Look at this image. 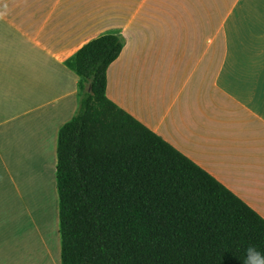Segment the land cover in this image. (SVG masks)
I'll use <instances>...</instances> for the list:
<instances>
[{
    "label": "crops",
    "instance_id": "0c3cea01",
    "mask_svg": "<svg viewBox=\"0 0 264 264\" xmlns=\"http://www.w3.org/2000/svg\"><path fill=\"white\" fill-rule=\"evenodd\" d=\"M105 33L123 39L106 96L264 218V0H0V240L26 233L25 264L46 263L51 186L59 235L57 135L79 81L65 60ZM39 170L37 198L22 177Z\"/></svg>",
    "mask_w": 264,
    "mask_h": 264
},
{
    "label": "trees",
    "instance_id": "16d2710c",
    "mask_svg": "<svg viewBox=\"0 0 264 264\" xmlns=\"http://www.w3.org/2000/svg\"><path fill=\"white\" fill-rule=\"evenodd\" d=\"M119 34L83 44L75 114L57 135L60 264H242L264 218L105 94Z\"/></svg>",
    "mask_w": 264,
    "mask_h": 264
},
{
    "label": "rangeland",
    "instance_id": "374dc122",
    "mask_svg": "<svg viewBox=\"0 0 264 264\" xmlns=\"http://www.w3.org/2000/svg\"><path fill=\"white\" fill-rule=\"evenodd\" d=\"M19 171L20 170H17L18 181L19 177H21ZM42 172L43 171L39 170L37 171V173H33L32 175L29 173H23V175L26 177H22V180L26 184H31V191L33 197L37 196V198H39V194H37V191L41 188V185L45 186L46 184L45 175L42 174ZM40 179H42V181H40ZM55 199L56 197L52 191L51 186L50 196L47 200L48 228L46 232H44L43 230L44 236H46V242H44L45 244L43 247L46 256V263L44 262L43 264H60V254L58 253V245L60 246V240L56 229ZM1 235H4V233ZM9 235V242H3V239L0 240V258H3L5 262L9 261L8 264H25V258L27 257V252L29 251V248L31 246V243H29V239L27 238V234L25 233L24 236L21 233V230H15L14 225L10 229ZM32 248V251H34V253L40 252V254H42L43 256L44 253L42 252V248L39 247L38 242H34ZM32 256L34 257V255Z\"/></svg>",
    "mask_w": 264,
    "mask_h": 264
},
{
    "label": "clouds",
    "instance_id": "9594fccd",
    "mask_svg": "<svg viewBox=\"0 0 264 264\" xmlns=\"http://www.w3.org/2000/svg\"><path fill=\"white\" fill-rule=\"evenodd\" d=\"M242 264H264V252H261L255 245H249L245 249V258Z\"/></svg>",
    "mask_w": 264,
    "mask_h": 264
}]
</instances>
